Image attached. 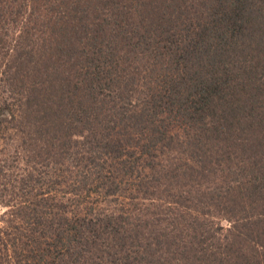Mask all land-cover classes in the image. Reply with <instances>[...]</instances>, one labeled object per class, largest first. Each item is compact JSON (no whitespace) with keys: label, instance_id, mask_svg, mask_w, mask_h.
<instances>
[{"label":"trees","instance_id":"trees-1","mask_svg":"<svg viewBox=\"0 0 264 264\" xmlns=\"http://www.w3.org/2000/svg\"><path fill=\"white\" fill-rule=\"evenodd\" d=\"M0 208V264H264V0H0Z\"/></svg>","mask_w":264,"mask_h":264},{"label":"rangeland","instance_id":"rangeland-1","mask_svg":"<svg viewBox=\"0 0 264 264\" xmlns=\"http://www.w3.org/2000/svg\"><path fill=\"white\" fill-rule=\"evenodd\" d=\"M13 145V144H12ZM14 146V145H13ZM12 146H9V149H11ZM13 150L10 151V153H12ZM0 213H2V208H0Z\"/></svg>","mask_w":264,"mask_h":264}]
</instances>
